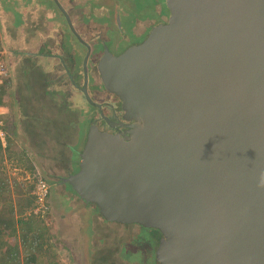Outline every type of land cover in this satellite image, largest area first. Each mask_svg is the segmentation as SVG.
I'll return each instance as SVG.
<instances>
[{"label": "water", "instance_id": "obj_1", "mask_svg": "<svg viewBox=\"0 0 264 264\" xmlns=\"http://www.w3.org/2000/svg\"><path fill=\"white\" fill-rule=\"evenodd\" d=\"M72 31L79 38L69 15ZM167 20L97 69L95 120L68 182L106 222L159 234L157 264H264V0H166Z\"/></svg>", "mask_w": 264, "mask_h": 264}, {"label": "trees", "instance_id": "obj_2", "mask_svg": "<svg viewBox=\"0 0 264 264\" xmlns=\"http://www.w3.org/2000/svg\"><path fill=\"white\" fill-rule=\"evenodd\" d=\"M59 2L69 15L72 24L73 19L82 17L79 19L80 23L89 21L92 24H95L96 21L105 22L109 27L111 26L110 31L115 30L119 33H125L128 28L124 24L125 16L128 13L130 15V13L137 11V13H134L136 17L141 21H145L156 16L158 14L157 9H161L166 4L165 0H113L115 6L112 5L109 8V6L105 7L106 3L99 5V0H0L1 60L8 71L7 78L0 84V104L9 108L10 112L6 116V141L2 142L0 139V264H61L53 254L54 251L51 250L52 244L59 250H70L69 258L71 261L76 260L77 252L71 251L73 249L68 244L59 241L57 237L55 240V237L50 235L51 223L52 225H58L59 220L57 217L66 222L73 219L76 224L84 219L85 222L82 224L81 230L88 238L85 243L86 246L79 254L82 255L84 252L86 257H88L89 250L95 246L96 242H106L104 239L106 234L102 233L101 226H116L104 221L96 209L82 201L72 186L65 182L67 176L78 169L89 126L95 120L94 116L97 114V108L87 102L80 89L82 85L79 84L85 78L84 58L86 51L81 55L79 49L84 45L83 42L78 38L76 39L77 36L74 37V40H77V42L73 40L76 49L74 62L78 66L79 83L77 76L67 66L66 69H63L65 85H63L64 91L61 92L62 95L59 98L61 105H58V96L51 97L56 102V104H53L52 111L55 110L57 113H61L63 116L60 118L58 116L53 119L52 115L35 117V115L25 114L24 110H27V108L23 104L18 90L22 86V82H20L22 71L17 73V69L8 64L10 56L7 52L8 48L18 58L27 54L25 49L23 51L22 46L23 44L27 45L23 28L29 16L42 18L43 20H40L41 23H39L42 24L43 22L45 26L55 23L54 28H51V35L57 38L58 42L64 38L72 37V34L75 35L65 14L58 5ZM124 3L127 4L128 8L122 6ZM88 7L100 10L102 16L97 17L92 12L87 14L85 10ZM130 9L131 12H129ZM108 10L113 14L108 15ZM51 13L54 16H49ZM103 16H106V18ZM114 24H116L113 27L115 29H112ZM28 27L29 25L26 29ZM86 27L90 31L95 30L93 25L92 27L88 25ZM15 30H21V33L18 31V34ZM41 35L45 38L44 34L41 33ZM98 46L101 49V42L99 41ZM32 52L40 58V63L48 61L51 58L49 56L55 54L58 56L57 58L62 59L63 67L67 65V62L64 61L66 55L53 50L48 44L43 49L39 48ZM88 73L91 77L90 83H94L95 77L98 79L99 76H97V66L93 69L88 66ZM51 79L50 77L48 81H51ZM76 80L79 87L74 86ZM19 84L20 86H18ZM94 88L99 89L97 84L92 87V89ZM13 91L16 92L12 94ZM51 98L46 97L47 102ZM46 111H49L47 107L45 108ZM29 116L32 120L27 121ZM65 151H68V154ZM62 159H65L62 163L66 162L64 164L68 167L67 171L69 172L66 175L57 172L59 161L61 162ZM8 161L12 164V170H17L19 166L23 167L25 164L30 172L29 178L25 177L21 180L12 178L11 180L9 169L6 168ZM38 176L45 179L51 186L48 198L50 209L45 213H35L33 211L36 201L33 190ZM78 212L81 215L75 216ZM47 218L51 219V223H47L46 220H49ZM130 227L123 226L122 228L129 229ZM148 233L146 229L141 228V233L138 231L136 235L133 234L131 241L120 244L118 253L123 257L124 252L129 254L137 244L136 251L138 247L145 246L150 252L149 256H152L153 254L149 249L152 244L148 240ZM52 239H54V242ZM58 242H60L59 245ZM148 242L150 243L149 246ZM96 260L97 254H93L92 264H106L96 262Z\"/></svg>", "mask_w": 264, "mask_h": 264}, {"label": "rangeland", "instance_id": "obj_3", "mask_svg": "<svg viewBox=\"0 0 264 264\" xmlns=\"http://www.w3.org/2000/svg\"><path fill=\"white\" fill-rule=\"evenodd\" d=\"M105 3H106L105 7L109 6V8H111L112 5L115 6V3H113V0H99V5H102V4H105ZM122 6L124 8H128L126 3H124ZM80 9H82V8H80ZM85 12L87 14L91 13V12L95 13V15L97 17L102 16L100 10H98L96 8L94 10V9L88 7L85 10ZM129 12H131V9H130ZM107 13H108V15L113 14V13H110L109 10L107 11ZM132 13H137V11H134ZM50 15L54 16V14H52V13ZM34 17L35 16H29L26 25L27 26L28 25L29 26H33V27H31V29H35V30L31 31V34L32 35H37L38 33H41V31L43 32V30H44V28H46V26L43 24V22H42V24L34 22L35 21ZM103 17L106 18V16H103ZM125 17H126V19L124 21V24L126 26H128V28H129L131 26V23L134 22L135 18H130L129 13ZM81 18L76 17L75 19H73V25H74V28H75L76 32L79 35H81L83 37L82 39H84V41H86L89 45L95 46V44L99 41L100 38L102 40H107V38L110 37L111 33L109 32V28L111 26L109 27L107 24H105V22L96 21L95 24L94 23L92 24V22L89 21L87 23H85V22L80 23L79 19H81ZM130 19H132V20H130ZM137 20H139V19H137ZM87 25L90 26V27H92V25H93L95 30L94 31L93 30L90 31L88 29V27H86ZM142 25L145 26V24H142ZM49 26L53 29L54 26H55V23L49 24ZM56 26H58V25L56 24ZM114 26H116V24L112 25V29H115V28H113ZM18 31L20 32L21 30H15V32H18ZM140 31H143V28ZM19 32H18V34H19ZM109 33H110V35H109ZM118 35H119V33H118ZM71 36L74 38L76 35L72 34ZM77 38L78 37H76V39ZM76 39L74 41L77 42ZM57 40L58 39L55 38V39L51 40L50 42L53 45H55V46H59V44L57 43L58 42ZM79 40H81V39H79ZM130 40H131V38H130ZM65 41H66L65 47H67V45H68L67 43L69 41L68 38H66ZM73 42L70 43V46L74 45ZM84 45H82V46L80 45L81 48L78 47L80 49L81 55L84 54L86 48H88V46L86 44H84ZM63 49H64V46H63ZM67 52L69 53V50ZM68 59H69V56H68ZM92 59L93 60H91V61L88 60V62H89L88 66L89 67L91 66V69H93L95 67V65H96L97 55H96V59H94V57ZM78 82H79V80H78ZM80 83H81V81H80ZM62 89H63L62 91H64V86L62 87ZM89 92H90V95H91V97L93 98L94 101L96 100L98 103H105V102L111 103L110 95H107V93H105V92L104 93H98L95 90H92L91 88H90ZM59 103H58V105H61V103L60 104ZM98 117H99V115L97 113L94 116V118H98ZM27 121H28V119H27ZM103 125L104 124H102V122H101V126L102 127H103ZM65 150H67V149H65ZM65 152H67V154H68V151H65ZM64 160L65 159H62L61 162L59 161L60 164H59V167L57 168V170H58L57 172L61 173L62 175H66L69 172V171H67V168H68L67 165L64 164L66 162L62 163V161H64ZM36 167H38V166H36ZM6 168L9 169L8 172H9L11 180H12V178H15V179H18V180H21L22 178L25 179V177L27 179L29 178L30 172H29V170H28V168H27V166L25 164L23 165V167L19 166V168L17 170H12L11 169L12 168V164L10 163V161H8V163L6 165ZM39 168L41 169L40 166H39ZM64 169H66V170H64ZM41 170H43V169H41ZM15 191H17V190H15ZM14 193H17V192H14ZM80 215H81L80 212H78L75 216H80ZM47 219H49V220H46L47 223H51V219L50 218H47ZM57 219L59 220L58 225L57 224L56 225L55 224L52 225V223H51L52 230H50V235L51 236L53 235V237H55V240H56V237H57L59 239V241H62L65 244H68L69 247L71 249H73L71 251H75V252L78 253V255L76 254V257H77L76 260L71 261V259L69 258L70 250L69 251L67 249L59 250L56 246H54L52 244V246H51L52 249L51 250L54 251L53 254L58 258L59 263H61V264H92V262H93L92 261L93 254L94 255L97 254L96 262L99 261V263H106V264H136L139 261H141L144 258H146L144 255L149 256V254H150V252L148 251V249L145 246L138 247V250L136 251L135 250V247L137 246V244H136L132 248L133 251L131 250V252L129 254L124 252L123 253V257H122V255L120 253H118V250L120 248V244H122L125 241H131V239L133 238L132 235L133 234L136 235V233L138 231L140 232V230L135 228V227H130L129 229H124V228H122L123 226H119V227H116V226H112V227L111 226L110 227L101 226L102 233L106 234V236L104 237L106 242L105 241H103L102 243L96 242L94 244L95 246L91 247L92 249L89 250L88 257H86L84 252L82 253V255H80L79 252L82 251L83 248L86 246L85 243L87 242V238H88V237H86L83 234V231L81 230L82 229L81 226L85 222L84 219H81L79 222H77V224L74 222L73 219H69V220H67V222L64 221V220L59 219L58 217H57ZM76 219H77V217H76ZM52 241L54 242V239H52ZM59 243L60 242H58V245H59ZM137 243H139V242H137Z\"/></svg>", "mask_w": 264, "mask_h": 264}, {"label": "crops", "instance_id": "obj_4", "mask_svg": "<svg viewBox=\"0 0 264 264\" xmlns=\"http://www.w3.org/2000/svg\"><path fill=\"white\" fill-rule=\"evenodd\" d=\"M59 4L63 7V5L60 2H59ZM49 16H50V14H49ZM34 20H35L34 22L39 23L40 20L42 21L43 19L42 18L39 19V17H36V18H34ZM24 27L25 28L23 31L26 34V44L28 46L23 44L22 49H23V51H24V49L26 50L25 51L27 53L26 56L23 55V57L18 58V56L16 55L17 56V58H16L14 52L10 48L7 49V52L10 55L8 58V64L10 66H12L13 68H16L17 73L22 71L21 72V81H20V82H22V86H20V84H19L18 86H20L21 89H18V90H19V95L22 98L23 104L27 108V110H24V109H22V110L25 111V114L27 113V115H35V117H39L41 115H52L53 119H55L58 116L60 118L63 116V115H61V113H57L55 110L52 111L53 104H56V102L51 97L58 96V103L59 102L61 103V100L59 98H61V95H62V93H61L63 90L62 87H63V85H65V80L63 79V75H64L63 69H66L68 66L69 68L72 69L75 76L78 75L77 74L78 66L74 62L76 49L74 48V45L70 46V43L73 42L74 38L73 37L68 38V40L70 42L68 41L67 47H65L66 38H64L63 40H60V42H58L59 46H55L50 42L51 40L55 39L51 35V27L50 26H46V28H44L43 32L41 31V33L45 35V38L42 37L41 33H38L37 35H32L31 31L35 30V29H31V27H33V26H29L28 29H26L27 25H25ZM60 35H62V33H60ZM81 39H82V37H81ZM82 40L84 41V39H82ZM84 42H86V41H84ZM47 44L53 50L59 51L58 53H60V54L64 53L66 55V59L64 61L67 62V65H64V67H63L62 59L57 58L58 56H56L55 54H54V56L50 55L49 57H51V58L48 61H45L44 63H40V58L37 56V54H34L32 51H35L39 48L43 49L45 47V45L47 46ZM63 46H64V49H63ZM31 48H32V50H31ZM68 50H69V53L67 52ZM85 51H86V53H85L86 56L84 58V62H85L86 57L88 55L87 51H89V50L87 49ZM68 56H69V59H68ZM13 71H14V69H13ZM50 77L52 79H51V81H48L50 79ZM77 80H78V76H77ZM77 80L74 81L75 87H79L77 84ZM84 81H85V78L83 79V81L81 83L78 82L80 85H82L81 88H83V86H84ZM14 89H15V86H14ZM81 91H82V89H81ZM89 91H90V89H88V92ZM15 92L16 91H13L12 94ZM82 93H83V91H82ZM50 94H51V96H50ZM89 94H90V92H89ZM83 95H84V93H83ZM46 97L51 98V100L49 102H47ZM84 98H85V96H84ZM46 107L48 108L49 111L45 112ZM4 111H5L6 115L10 114L9 108L5 107ZM27 118H28V120H32L30 116Z\"/></svg>", "mask_w": 264, "mask_h": 264}, {"label": "flooded vegetation", "instance_id": "obj_5", "mask_svg": "<svg viewBox=\"0 0 264 264\" xmlns=\"http://www.w3.org/2000/svg\"><path fill=\"white\" fill-rule=\"evenodd\" d=\"M157 13L158 14L156 16H154L153 18H149L145 21H141L139 18L136 17V15L134 13H130V18H135V19H134V22L131 23V26L125 30V33H122V32L119 33L115 30L114 31L109 30L111 35L109 33L110 37H108L107 40H102L101 38L99 39V42H101V49L98 46V42L95 44V46L89 45L90 46L89 60L90 61L93 60L92 59L93 57H94V59H96V55H97V62H98L99 58L103 54L104 46H107L109 48V50L111 52H113L114 54H119L120 52H123L125 49H127L129 46L140 43L141 41H143L148 36L149 32L151 31V29L154 26H156L160 23H163L167 20V18L169 16V10H168L166 4H164L161 9H157ZM137 19H139V20H137ZM130 20H132V19H130ZM142 24H145V26H143ZM142 28H143V31H140ZM118 33H119V35H118ZM130 38H131V40H130ZM95 51H97V52L95 54H92ZM87 52H89V51H87ZM97 62H96L95 67L97 66ZM97 71H98V69H97ZM98 73H97V76L99 75ZM90 80H91V77L89 74L88 89H90V87L92 89V87L95 86V84H97L99 89L94 88L92 90H95L98 93H104L105 92V93H107V95H110L111 103H108V102L99 103L102 106V111H103L104 115L109 120H111L112 122H115V123H118L119 121H123L122 118H123L124 111L122 109V104H121L120 99L118 97H116L115 95L110 94L104 88L102 81L100 80V75L98 76V79H96V77H95L94 83H90ZM95 102H97V101L95 100ZM94 107L97 108V113L99 115V117L97 118L98 119L97 123L99 124V126L103 130L117 131V129L115 127L111 126L110 123H108L101 116V113H100L98 107H96V106H94ZM101 122H102V124H104L103 127L101 126ZM147 231L149 232L148 233V240L152 244L151 248H149V249L151 250V254H153V255L152 256H146L143 254L146 258H144L143 260L139 261L136 264H157V262L155 260L154 252H155L156 246L158 244L159 234H156L155 232L150 231V230H147ZM140 233H141V230H140ZM150 243L148 244V246L150 245Z\"/></svg>", "mask_w": 264, "mask_h": 264}, {"label": "built area", "instance_id": "obj_6", "mask_svg": "<svg viewBox=\"0 0 264 264\" xmlns=\"http://www.w3.org/2000/svg\"><path fill=\"white\" fill-rule=\"evenodd\" d=\"M1 57H2V51L0 50V84L3 83L5 78H7V74H8L7 68L3 64ZM4 108L5 106L0 104V139L2 142H5L7 137L6 123H5L6 114ZM33 194L35 195L36 198L33 211L35 213L47 212L50 209V206L48 204L50 185L42 177L38 176V178L36 179Z\"/></svg>", "mask_w": 264, "mask_h": 264}, {"label": "clouds", "instance_id": "obj_7", "mask_svg": "<svg viewBox=\"0 0 264 264\" xmlns=\"http://www.w3.org/2000/svg\"><path fill=\"white\" fill-rule=\"evenodd\" d=\"M92 99H93V98H92ZM6 116H7V115H5V123H6ZM95 120H97V118H95ZM95 120H94V121H95ZM94 121H93V122H94ZM93 122H92V123H93ZM92 123H91V124H92ZM50 188H51V186H50Z\"/></svg>", "mask_w": 264, "mask_h": 264}]
</instances>
